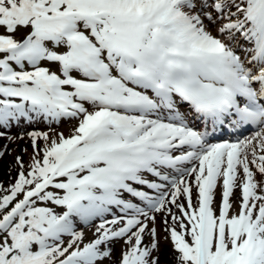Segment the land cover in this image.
I'll return each instance as SVG.
<instances>
[{"label": "snow or ice", "instance_id": "obj_1", "mask_svg": "<svg viewBox=\"0 0 264 264\" xmlns=\"http://www.w3.org/2000/svg\"><path fill=\"white\" fill-rule=\"evenodd\" d=\"M41 118L0 264H160L157 217L176 264H264V0H0V129Z\"/></svg>", "mask_w": 264, "mask_h": 264}, {"label": "rangeland", "instance_id": "obj_2", "mask_svg": "<svg viewBox=\"0 0 264 264\" xmlns=\"http://www.w3.org/2000/svg\"><path fill=\"white\" fill-rule=\"evenodd\" d=\"M25 30H21L20 32L17 33V37L19 38L24 34ZM47 66H50L53 68V70L56 69V65L53 63H48ZM24 122V121H23ZM35 124L32 125H27L26 129V134H28L30 131L29 129H33L36 131H48L49 125L41 118L39 120H34ZM78 121L76 120H63L61 121L60 124H52L51 127L54 128L56 131H62L64 132L65 135L71 134L72 129L76 126ZM24 124H26L24 122ZM15 126V125H13ZM24 128V130H25ZM6 132V135L3 137H0V151L4 152L3 156H0V183H3L5 187L10 185L11 183H14L15 180L18 177V172L20 171V167L17 164L16 157L20 156L23 159L24 165H25V171L27 172V166L30 163V157L32 155L33 149H32V143H31V138L29 136H25V140L22 139H15L10 141L7 137H15L16 131H14L13 127L11 129H0V131ZM24 141V142H23ZM38 145L41 147L43 146V141H38ZM24 149H27L25 152ZM9 164H14V167H11ZM8 165V166H7ZM3 166V168H1ZM8 169V170H7ZM14 174V175H13ZM3 178V179H2ZM149 179H153V177H148ZM259 179V177H258ZM147 191H150L146 189ZM240 189L237 188L234 190V196L231 198L232 203H233V208L235 211L238 213L239 212V203H240V197H241V192L240 194H237ZM129 199H132L129 197ZM220 202V195H219V190L217 192V197H216V205L217 207L219 206ZM218 214V213H217ZM110 218V217H109ZM96 223H99V221H95L93 226H83L84 230L86 232V238L85 242H88L91 239H94V225ZM152 227V225H149ZM157 227L158 231V239H159V257H160V264H176V257H177V252L173 249L172 242L169 239H166L167 233L164 231L163 224L160 220V217H157V224L155 225ZM149 241V238L146 237L145 242L147 243ZM113 247V254L110 259H105L102 261V264H117L122 250L126 247L124 245V242L118 241L115 242Z\"/></svg>", "mask_w": 264, "mask_h": 264}, {"label": "bare ground", "instance_id": "obj_3", "mask_svg": "<svg viewBox=\"0 0 264 264\" xmlns=\"http://www.w3.org/2000/svg\"><path fill=\"white\" fill-rule=\"evenodd\" d=\"M32 124H35V123H26V124H24V122H23V120L21 121V123H20V126H13V129H14V131H16V134H15V137H20L21 135H23V139L22 140H25L24 138H25V136H28L27 134H26V129L27 128H25V127H27V125H32ZM24 128H25V130H24ZM3 131V130H2ZM29 131L31 132V131H33V129H29ZM24 142V141H23ZM8 165H10L11 167H14V164L12 163V164H9L8 163ZM7 165V166H8ZM1 168H3V166L1 167ZM8 170V169H7ZM14 175V174H13ZM3 179V178H2Z\"/></svg>", "mask_w": 264, "mask_h": 264}]
</instances>
